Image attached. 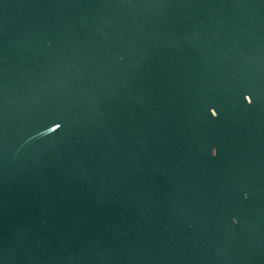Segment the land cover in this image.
<instances>
[{"label": "water", "instance_id": "obj_1", "mask_svg": "<svg viewBox=\"0 0 264 264\" xmlns=\"http://www.w3.org/2000/svg\"><path fill=\"white\" fill-rule=\"evenodd\" d=\"M0 264H264V0H0Z\"/></svg>", "mask_w": 264, "mask_h": 264}, {"label": "clouds", "instance_id": "obj_2", "mask_svg": "<svg viewBox=\"0 0 264 264\" xmlns=\"http://www.w3.org/2000/svg\"><path fill=\"white\" fill-rule=\"evenodd\" d=\"M214 155H216V153H215ZM234 222H235V221H234Z\"/></svg>", "mask_w": 264, "mask_h": 264}]
</instances>
